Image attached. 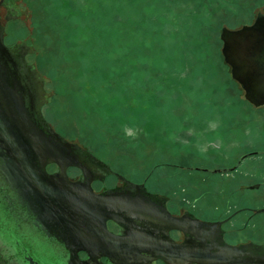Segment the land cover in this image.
<instances>
[{
    "label": "rangeland",
    "instance_id": "obj_1",
    "mask_svg": "<svg viewBox=\"0 0 264 264\" xmlns=\"http://www.w3.org/2000/svg\"><path fill=\"white\" fill-rule=\"evenodd\" d=\"M263 7L264 0H2L0 24L32 72L41 116L114 169L107 181L120 173L171 200L200 201L211 192L205 172L164 162L208 151L228 165L248 148L264 149V104L245 97L221 51L222 29L250 23Z\"/></svg>",
    "mask_w": 264,
    "mask_h": 264
},
{
    "label": "flooded vegetation",
    "instance_id": "obj_2",
    "mask_svg": "<svg viewBox=\"0 0 264 264\" xmlns=\"http://www.w3.org/2000/svg\"><path fill=\"white\" fill-rule=\"evenodd\" d=\"M2 28L0 24L4 43L20 64L13 75L25 86L18 92L26 117L53 135L55 129L39 113L32 72L19 62L21 51L5 42ZM59 134L75 144L64 151L63 168L49 155H29L31 167L64 175L76 185L89 184L97 193L113 195L123 205L119 208L139 211L106 218L107 236L97 230L99 221L72 213L67 227L60 228L67 237L59 235V228L39 218V210L20 189L22 183L10 178L12 160L0 154V264H264V214L257 211L261 208L257 203L264 199V149L248 148L228 165L212 162L211 157L220 158L221 153L208 151L190 154L184 162L165 161L205 172L201 180L206 179L211 190L200 201L197 195L177 201L120 173L119 180L107 181V173H117L114 169Z\"/></svg>",
    "mask_w": 264,
    "mask_h": 264
},
{
    "label": "water",
    "instance_id": "obj_3",
    "mask_svg": "<svg viewBox=\"0 0 264 264\" xmlns=\"http://www.w3.org/2000/svg\"><path fill=\"white\" fill-rule=\"evenodd\" d=\"M221 39L224 60L230 66L232 77L244 89L245 97L255 105L264 104V9L249 24L224 27ZM19 62L25 64L24 59ZM19 67L17 58L12 57L0 33V154L12 160L9 163L10 178L15 184L22 183L20 189L39 210V218L49 226L59 228L56 231L59 235L67 237L61 229L67 227L72 213H78V217L85 220L99 221L97 230L107 236L106 218L139 210H123L119 208L122 204L111 194L97 193L89 184L76 185L64 175H50L42 168L31 167L34 162L28 160L29 155H49L63 168L67 156L64 151H70L75 144L62 140L55 130L53 135H46L28 120L22 108L23 95L18 92V89H24V84L13 75ZM72 163L77 164L76 161ZM261 210L264 207L257 209Z\"/></svg>",
    "mask_w": 264,
    "mask_h": 264
},
{
    "label": "trees",
    "instance_id": "obj_4",
    "mask_svg": "<svg viewBox=\"0 0 264 264\" xmlns=\"http://www.w3.org/2000/svg\"><path fill=\"white\" fill-rule=\"evenodd\" d=\"M89 150V149H88ZM90 151V150H89Z\"/></svg>",
    "mask_w": 264,
    "mask_h": 264
}]
</instances>
